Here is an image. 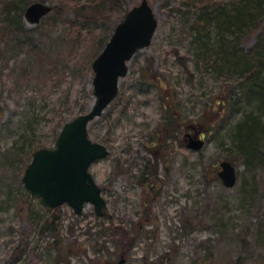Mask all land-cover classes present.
<instances>
[{"label":"rangeland","instance_id":"rangeland-1","mask_svg":"<svg viewBox=\"0 0 264 264\" xmlns=\"http://www.w3.org/2000/svg\"><path fill=\"white\" fill-rule=\"evenodd\" d=\"M64 1L62 11L53 9L37 25L22 17L24 31L44 42L33 51L13 27L10 38L0 39V264H115L122 255L125 264H264V139L262 163L249 169L228 136L246 110L243 99L229 122L228 109L215 112L224 116L217 124L207 116L196 129L205 141L198 151L182 143L188 129L174 131L166 149L150 145L164 96L151 86L153 74L159 87L163 80L171 87L186 123L211 99L224 98L221 83L195 65L192 0H148L158 20L151 44L131 58L117 97L88 125L89 138L110 151L89 168L106 201L104 215L91 204L79 215L66 204L50 210L25 189L22 176L33 152L52 148L62 125L94 104L90 61L123 10L141 0ZM254 44L252 35L242 47ZM227 157L236 160L233 187L216 175ZM147 158L149 165L157 162L152 187L140 184ZM123 229L135 238L127 255L114 235Z\"/></svg>","mask_w":264,"mask_h":264},{"label":"trees","instance_id":"trees-1","mask_svg":"<svg viewBox=\"0 0 264 264\" xmlns=\"http://www.w3.org/2000/svg\"><path fill=\"white\" fill-rule=\"evenodd\" d=\"M195 1L192 0L190 2L189 13L191 15L187 13L191 18H195L190 20V29L192 30L190 47L196 57L195 65L199 70L206 69L207 73L221 83L219 93L223 94L224 98H220L219 101L211 99L208 105H203L201 114L192 120V123H186L187 121L185 122V117L182 113V104L175 99V94L172 92L171 87L167 86L164 80L165 85L159 87L160 82L156 80H159L160 76L153 74L150 80L154 82H150L151 86H153L155 91L163 93L164 96L160 100L162 106L161 119L155 128V134L151 138L150 145L155 150V147H164L166 149L168 140L171 139L170 143H173L172 135H174V131L178 133L185 129L202 127L201 123L204 120L207 121V116L212 121V125L217 124L219 122L218 119L224 118V116L220 115L215 116L217 114L215 113L216 111L221 112L220 109H222V112L226 111L224 109L230 110L227 120L229 122L232 119L231 117L239 110L237 106V99L239 98L243 99V103L246 104V110L241 112L238 122L234 121L235 123L229 127L228 136L231 140L232 148L242 157L244 165L252 169L251 167L262 163L259 153H263L261 142L264 139V0ZM32 2L34 1H5L4 5L9 6V8L3 13L5 25L0 26V39L6 36L10 38L11 27H13V34L21 33L24 35L23 43H28L29 52L44 44L42 39H40L41 42H38L34 37L32 38L30 34L26 33L22 25L23 12ZM65 3L67 2L60 0L59 5L53 6V9L62 11V5ZM99 3L103 4V0H98L97 4ZM114 4H117L116 0H114ZM123 11L122 18L127 9ZM113 29L114 26L107 34L101 48L97 49L98 52L94 54L90 64L103 49ZM252 35H255V44L248 48L242 47V43ZM12 45L15 48L20 47L19 44L16 46L15 43H12ZM19 50L16 49L15 53H19ZM41 55L47 58L44 51H42ZM225 94L227 97H225ZM206 109L213 111V114L207 113ZM149 153L151 154L150 150ZM152 159L158 160V157L155 158L154 156ZM225 160L236 164V160L233 157H227ZM149 163L150 160L147 158L143 166L140 184L143 185L148 182L149 187H152L154 184L151 182L155 181L157 176V162L154 166L149 165ZM134 224L138 227L135 222ZM49 227L54 229L48 223ZM114 235L117 236V241H119L117 245H120L121 253L127 255V252L131 250L135 243L133 234L123 229ZM144 263L148 264L147 261H144Z\"/></svg>","mask_w":264,"mask_h":264},{"label":"water","instance_id":"water-1","mask_svg":"<svg viewBox=\"0 0 264 264\" xmlns=\"http://www.w3.org/2000/svg\"><path fill=\"white\" fill-rule=\"evenodd\" d=\"M51 8L47 3L33 2L26 7L24 17L30 24H37ZM157 23L147 0H141L126 12L91 64L94 104L88 112L64 123L53 148H40L33 152L22 182L26 190L47 208L67 204L80 214L84 204L90 203L98 216L104 214L106 202L101 188L89 172V166L108 156L109 150L90 140L88 124L99 117L116 97L119 81L128 70L127 62L137 50L150 45ZM183 142L195 151L204 145L198 131L186 133ZM217 176L225 187H233L237 180L235 166L227 160L220 161ZM124 263L125 259L121 257L115 264Z\"/></svg>","mask_w":264,"mask_h":264},{"label":"bare ground","instance_id":"bare-ground-1","mask_svg":"<svg viewBox=\"0 0 264 264\" xmlns=\"http://www.w3.org/2000/svg\"><path fill=\"white\" fill-rule=\"evenodd\" d=\"M56 138H57V137H56ZM55 141H56V139H55ZM54 145H55V144H54ZM53 147H54V146H53ZM53 147H52V148H53Z\"/></svg>","mask_w":264,"mask_h":264}]
</instances>
